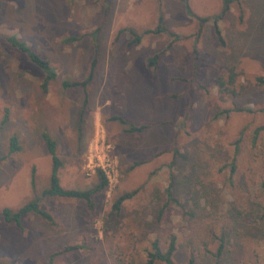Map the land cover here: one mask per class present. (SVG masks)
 <instances>
[{
  "label": "rangeland",
  "instance_id": "374dc122",
  "mask_svg": "<svg viewBox=\"0 0 264 264\" xmlns=\"http://www.w3.org/2000/svg\"><path fill=\"white\" fill-rule=\"evenodd\" d=\"M188 6L193 17L221 10L219 0ZM158 17L177 37L168 49L165 34L142 35L126 47L124 30L140 35ZM193 17L180 0L0 1V211L18 209L47 187L41 133L55 142L62 188L97 184L87 170L93 148L108 147L117 171L116 182L91 197L92 210L46 197L38 205L51 223L28 214L18 229L0 218V264H144L149 244L164 249L170 235L175 264L187 261L188 242L196 244L193 264H213L204 253L214 251L213 235L224 240L219 264H263L264 133L253 139L252 131L264 125V85L254 81L264 79V0L229 6L217 22L221 47L209 23L195 39ZM8 36L49 62L55 78L45 92L43 73L5 42ZM162 51L155 68L147 67ZM92 61L83 89L61 88L62 81L84 80ZM229 68L236 74L230 86ZM114 116L147 129L123 133ZM12 136L19 151L8 154ZM133 162L143 163L129 170ZM166 188L179 207L165 206ZM134 189L111 212L113 200Z\"/></svg>",
  "mask_w": 264,
  "mask_h": 264
},
{
  "label": "trees",
  "instance_id": "16d2710c",
  "mask_svg": "<svg viewBox=\"0 0 264 264\" xmlns=\"http://www.w3.org/2000/svg\"><path fill=\"white\" fill-rule=\"evenodd\" d=\"M180 1L182 2L183 9H184L185 13L188 16L193 17L190 10H189L188 0H180ZM219 1L221 3V10H220V13L218 15L207 16V17H193V18L197 23V29H196L195 34H194L195 39L196 40L198 39L200 32H201V28L205 24L209 23L212 25L213 37L215 39V42L217 45H219L221 47L224 44H223V40H222L221 35H220V31L217 27V22L220 19V17L228 11L229 6L232 3H238L240 0H219ZM121 31L122 30L118 31V34L121 33ZM124 31H126L127 34L130 36L129 41L126 43V47H130L132 45L138 44L142 35H149V34H151V35L165 34L169 38H171V41L167 45L166 49H168L170 47L171 43H173L177 40V37L173 32L167 31L164 27H162L160 17L157 18V24L154 27V29L144 30L140 35L136 34L131 29H127ZM5 42L12 49L24 54L26 56V58L29 60V62L31 64L35 65L43 73L44 76H43V79H42L41 84H40V89L42 92H45L47 85L51 81H53L55 78V73H54L53 69L50 67L49 62L41 59L37 54L32 52L23 42L17 40L13 36L5 37ZM164 51L151 56V58H149L146 61L147 67L154 69L156 64H157L158 59L160 58V56L163 54ZM93 66H94V61H92L88 75L86 76V78L84 80H82V81H62L61 82V88L69 89V88L79 87L80 89H83L85 87L86 83H88L92 79L91 75H92V71H93ZM235 75L236 74L233 72L232 68H229L228 69V79H227L228 84L227 85L230 86L233 84ZM254 81L258 85H264V79H262L260 77L255 78ZM217 82H218V86L220 88H222L224 86L220 79ZM223 90L230 92L231 94L233 93L232 90H227V88H224ZM233 111L234 112H247V113L251 112L250 109H243V108H237V109H234ZM223 113L227 115L228 111H224ZM4 119H2V122L4 121ZM110 120L117 121L120 125H122L124 127L122 129V132L126 133V134H139L142 131L147 129L146 126L134 127L131 125H127L118 116H114V117L110 118ZM261 133H264V125L258 126V127L253 129V131H252L253 139H255ZM39 137H40L41 141L43 142L46 153L49 155V158H50V173H49V177H48L47 187L42 189L39 192L38 196H33L32 199L27 201L25 204L20 206L18 209L14 210V211H11L9 209H2L0 211V218L5 223H11L18 229H21V219L28 214L37 215V216L41 217L42 219H44L45 221L51 223V217L46 212H44L43 210H41L39 208L38 202L41 198L47 197V198H61V199H71V200L83 201L86 208L89 210H92L93 205L91 203V197L94 194L104 190L107 186V181L105 180L104 176L102 175V173L99 170H97L95 173L97 176V184L94 185L92 188L86 189V190L62 188L59 185V180H58V169L61 167V162L56 155L55 142L46 133H41L39 135ZM7 151H8V154H12V153L19 151V146L17 145V140L13 136L10 137L8 140V150ZM175 154H176V152L174 151V155ZM3 159H4L3 157H0V161ZM142 163L143 162H133V163H131V165L129 166L128 169L130 170L134 167L141 165ZM233 169H234L233 164H231L230 165L231 172L233 171ZM33 180H34V171L32 169L30 172V179H29V185H30L31 190H33V187H34ZM260 187L264 191V183H262ZM164 192H165L166 201H167L165 206H167V204L169 202V203L175 204L176 206L179 207V204L174 199H172L170 197L169 189L166 188ZM136 193H137V189H134V190H131L129 192H125V193L117 196L111 204V207H110L111 212H114L115 214H117L120 210L121 204L124 201L131 199ZM211 237L214 240V242L216 243L214 251L210 252L208 250H205L204 253L209 254V256L211 257V259L213 261V264H219L221 258L223 257V253H224V240H223L222 235H216V236L213 235ZM195 245L196 244H193L192 242L186 243V246L189 249V257H188L187 261L185 262V264H193V262H194L193 253H194V251H196ZM76 249H78V247L73 246L70 248H65L64 251H72V250H76ZM177 249H178V246L175 242V237L173 235H170L168 237L164 249H161L158 242L156 240H153L149 244V251L146 254V260H145L144 264H175V262L173 260V256H174ZM263 264H264V261H263Z\"/></svg>",
  "mask_w": 264,
  "mask_h": 264
},
{
  "label": "built area",
  "instance_id": "2783aa9c",
  "mask_svg": "<svg viewBox=\"0 0 264 264\" xmlns=\"http://www.w3.org/2000/svg\"><path fill=\"white\" fill-rule=\"evenodd\" d=\"M87 170L91 173H96L99 170L107 181V186L113 185L117 179L116 166L113 159L110 157L109 148H100L96 150L93 148L88 164Z\"/></svg>",
  "mask_w": 264,
  "mask_h": 264
}]
</instances>
